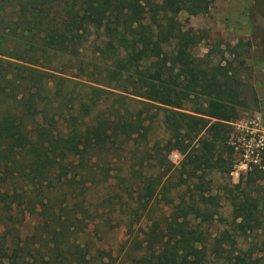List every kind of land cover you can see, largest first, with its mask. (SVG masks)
<instances>
[{
  "label": "trees",
  "instance_id": "16d2710c",
  "mask_svg": "<svg viewBox=\"0 0 264 264\" xmlns=\"http://www.w3.org/2000/svg\"><path fill=\"white\" fill-rule=\"evenodd\" d=\"M212 1L0 0V264H83L71 241L83 220L101 222L83 205L87 182L133 191L130 223L157 196L170 208L169 248L130 264H257L237 238L262 226L264 169L212 188L235 165L241 101L225 69L192 57L197 39L177 20ZM221 198L234 235L211 240ZM30 215L40 222L20 237Z\"/></svg>",
  "mask_w": 264,
  "mask_h": 264
},
{
  "label": "rangeland",
  "instance_id": "374dc122",
  "mask_svg": "<svg viewBox=\"0 0 264 264\" xmlns=\"http://www.w3.org/2000/svg\"><path fill=\"white\" fill-rule=\"evenodd\" d=\"M142 17L143 21L149 20L146 14ZM177 20L184 31L197 39L190 51L192 57L202 66L225 69L235 82L241 101L237 119L229 123L228 128L235 165L228 176L216 175L212 185L214 191L220 193L216 188L218 184L233 185L239 174L252 171L253 167L264 169V0H213L205 13L191 16L183 11L177 15ZM94 53L92 44L85 45L84 63L94 61ZM95 62L101 65L99 59ZM156 130L158 137H167L157 126ZM168 159L175 167L180 155L172 152ZM110 181L108 178L105 184ZM86 185L89 189L85 191L87 199L83 205L95 209L101 222L95 229L87 219L83 220L81 229L71 241L77 246L71 250L77 252L76 258L83 264H130L140 256L157 259L169 248L170 243L160 232L170 208L160 196L153 198L139 218L130 223L128 213L135 206L132 202L136 198L133 191L127 195L115 186L100 188L89 182ZM173 195L171 192L172 199ZM90 197H93V205L88 203ZM219 204L220 219L207 227L211 240H219L223 232L234 235L229 206L223 198ZM102 220H108V225ZM39 222L40 218L35 215L24 216L19 227L20 237L29 236ZM237 240L240 244L237 246L243 250L247 247L258 249L257 264H264V217L261 227Z\"/></svg>",
  "mask_w": 264,
  "mask_h": 264
}]
</instances>
